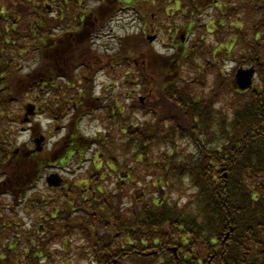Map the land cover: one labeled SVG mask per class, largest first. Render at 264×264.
Instances as JSON below:
<instances>
[{
  "label": "trees",
  "instance_id": "16d2710c",
  "mask_svg": "<svg viewBox=\"0 0 264 264\" xmlns=\"http://www.w3.org/2000/svg\"><path fill=\"white\" fill-rule=\"evenodd\" d=\"M22 2L26 7L32 4ZM9 3L0 0V197L8 199L6 204L0 199V264H44L55 253L49 247L52 241L67 252L66 244L71 242L73 247L71 238L79 230L86 244L77 248L79 259L94 264H264V54L240 60L257 66L262 86L254 84L243 91L227 80L236 99L232 108L220 110L214 100L207 99V104L201 97L189 100L176 85L186 65L198 68L193 63L201 44H192L191 56L180 50L176 57L181 60L169 61L153 54L151 40L142 33L127 36L120 51L105 62L126 68L123 75L132 77L125 82L136 92L125 87V92H115L118 96L100 106L107 111L106 124H120L118 134L126 136L122 147L134 156L124 170L127 166L121 168L112 153L116 134H101L94 140L83 137L76 119L49 150L19 149L16 138L8 142L9 106L31 93L32 78L44 69L41 60L36 69L22 74L20 58L31 44H36L35 54L44 49L51 69L58 58L52 51L56 31L47 32L46 25H14L10 18L16 12ZM255 9L264 11V0H256ZM41 10L46 8L33 9ZM46 33L51 41L43 44ZM221 49L199 67L202 73L215 69L222 75L217 63ZM165 70H173L174 76H164ZM37 87L35 96L40 100L43 89ZM135 94L144 95L145 101L138 96L131 100V113L138 120L150 116L148 124L137 120L135 125L136 119L124 117L126 99ZM177 138L192 147L184 160L177 159ZM161 144L164 150L158 148ZM98 145L93 168L84 171L87 191L75 192V182L65 179L61 186L65 190L55 189L48 198L41 199L37 193L28 196L49 167L71 166L77 158L82 163L89 149ZM103 162L108 167L105 172ZM174 191L179 194L170 199ZM30 205L41 210L42 233L37 225L30 234L26 222L18 218L21 210L29 212Z\"/></svg>",
  "mask_w": 264,
  "mask_h": 264
},
{
  "label": "flooded vegetation",
  "instance_id": "af4514ba",
  "mask_svg": "<svg viewBox=\"0 0 264 264\" xmlns=\"http://www.w3.org/2000/svg\"><path fill=\"white\" fill-rule=\"evenodd\" d=\"M253 1L40 0L38 5H43L46 11L41 10L39 13H35L37 15L36 22H27L23 25H46L47 32L56 31L54 37L57 39V45L52 51L56 52L55 58H58L53 69L45 60L48 54L45 55L44 49L41 51V60H44V69L41 71L42 87H56L57 78H60L59 80L68 79L67 84H71L72 87L77 79L78 84H83L81 91L83 92V101L94 102V97L91 94V79L97 72L109 73L111 71L109 64L105 62L106 57L109 56L108 45H104L103 54H98L94 49L97 40L103 37L102 30L108 26L126 25L128 27V25H132L131 27L136 28L132 29L131 35L128 33L119 39L120 47L128 35L129 37L139 36L142 33L146 38L154 36L155 39L151 44L158 49L159 54L164 56L163 59L179 61L181 59L176 56L180 50L184 55L186 52L187 55H192L194 40L203 45V36L198 37V33L192 30L201 24L200 20L204 16H207L205 23L207 31L213 33L214 30H217V35H219V26L236 25L234 22H228V17L241 10L249 11L253 8ZM162 17H164V22H161ZM14 24L18 25L19 22L14 20ZM45 36L43 44L51 41V38L48 37L49 34L46 33ZM218 43H220L219 40ZM64 44L67 46L65 47ZM219 52H222V49ZM164 76H174L173 70H165ZM140 100L145 101L144 95L141 94ZM67 102L69 101L66 100ZM49 107L48 103H44V109ZM62 107L63 104L60 102V108ZM87 112L86 109L84 113ZM54 118L56 117L54 116ZM144 118L145 120L151 119L150 116ZM76 185L79 186V184ZM81 191H87V188H81Z\"/></svg>",
  "mask_w": 264,
  "mask_h": 264
},
{
  "label": "rangeland",
  "instance_id": "374dc122",
  "mask_svg": "<svg viewBox=\"0 0 264 264\" xmlns=\"http://www.w3.org/2000/svg\"><path fill=\"white\" fill-rule=\"evenodd\" d=\"M11 1L10 0V5H11ZM7 4L8 1H4V4ZM5 4V5H6ZM15 6L16 9L18 10L19 15L24 18V19H30V17H34V14L31 12L33 6H27L22 2V0H15ZM205 15V14H204ZM23 19V20H24ZM245 19V18H243ZM256 20V23H258L259 20L264 19V11H262L261 13H255V14H251L250 16H248V18L245 20V22H249L251 31L250 34L248 36V44L244 43L242 41L241 38H238L237 41V49H236V53H237V58L236 60L245 58V57H251V56H263L264 54V49H263V44L261 42V40H256V42H254V36L252 35V33H254V27L256 25H253V21ZM164 17L161 18V22H164ZM201 32L204 35V51L202 53H199L200 56H202L201 58H198V55L196 57V60L194 61V65H197L198 68L195 66L192 69V64H188L185 67V73L182 76L181 80H179L176 85L177 87H179L181 89V92L186 95L188 97L189 100L195 99L197 97H201V100H203V102L205 104L208 103V101L210 100H214L216 102V104H218V106L215 109H219L222 110L224 108L227 107H231L232 103H234L235 99H236V94L231 92L230 89H228V82L227 80L233 79V77H235V75L233 74L234 71L236 70V67L234 68V70L232 71L231 69L233 68L234 65H236L239 61H232V59L230 58L228 61L227 66L224 68V62L222 63V67L224 69V74L223 75H219L215 69H211V71H208L207 74H204L201 72L200 70V66H203L206 62V64H208V62L206 61V57L209 58L208 54L210 53V49L212 48V46H214L217 42L218 39L220 38L219 35H217L218 31L216 30L213 33H209L204 30V25L207 21V16L204 18H202L201 20ZM22 26V25H21ZM132 25H128V27L126 25H110L108 26L106 29L102 30V35L103 37H100L97 40V43L95 44L96 48L95 51L98 54H103L105 48L104 45H108V49H109V55L111 53H115L116 50H118V43L120 42L119 39L125 35V34H131L133 31L132 29H136L135 27H131ZM140 27V25H139ZM264 32V28L262 29ZM226 33V32H225ZM235 33V32H233ZM236 34V33H235ZM241 34V33H240ZM240 34H236L238 37ZM196 36V35H195ZM35 42V41H34ZM32 42V43H34ZM256 43V47L257 49H255L254 47L251 48V46L253 44ZM31 46V47H30ZM36 44H31L28 47H30L29 51L26 52L23 57V59L20 58L21 60V72L22 74H25L28 70L33 69V68H37L39 63V58L38 56L35 54V52L33 51L35 49ZM146 50H149V48H146ZM199 52V50H198ZM197 52V53H198ZM124 70H126V68L123 67H117L115 69H113V71H111L110 73H104L103 71L98 72L96 79H95V84H96V93L98 94V92L100 91L102 86L108 85L109 84V88H112V91L114 92H109L110 96L108 97L109 102L112 101L113 97L118 96V94L116 93H120V92H125L126 89H124L125 87L128 88V91H135L136 92V88L134 87H130L132 88V90L129 88V84L126 83L125 81L127 80L128 77H132V76H128L126 78V76H120L121 73L124 72ZM130 70H134V68H130ZM261 80V76L260 74L256 77L255 80V84L257 87H261L262 86V81ZM39 81V76L36 78H32V84H34V87L31 89V93L28 95H24L22 96V98L12 104L11 106H9V115H10V119L11 122H7V128L9 131H11V136L8 140V142L12 141L14 138L17 139V146L21 147L22 149H26L27 147H32L34 144V138L40 136V129H42L43 127L47 126L49 124V120L46 119V117L43 114V112L38 109V112L32 116V121L31 123L28 124H24L22 123V118H23V114H24V108L25 105L27 103H35L36 106H39V101L37 100V96H35V94L39 93V88L36 86V84ZM218 81V82H217ZM30 85V86H31ZM29 86V87H30ZM131 86V85H130ZM28 87V88H29ZM28 88L26 90H28ZM138 90V88H137ZM116 92V93H115ZM133 92V93H135ZM114 93V94H113ZM109 95V94H108ZM137 99V95H133L131 98L126 99V105H127V112L124 115L126 121L130 120H135V125L137 123V120L139 117H136L135 114L131 113V107L129 106L131 100ZM207 99H209L207 101ZM201 101V104H204ZM232 108V107H231ZM230 108V109H231ZM96 109V107H95ZM107 111L105 110H98V106H97V112L94 111V113L90 114V115H86L84 116V118L81 120V131L83 134H85L88 137H92V136H99L100 134H108L109 132H112L113 134H116V138H115V143H111L112 146L111 148L112 153L116 154L118 157L120 164V167H124V166H129L130 161L133 159V155H127V151H126V147H122V143L124 144V146H126V136L125 135H121L118 134L119 133V129L118 126H120L119 123L114 124L113 123H108L106 124L103 118V115L106 114ZM130 113V114H128ZM131 117V118H129ZM141 120L140 123L142 122L144 118V116H140ZM13 120H17L18 123L15 125H12V121ZM129 123V122H128ZM130 124V123H129ZM118 125V126H117ZM125 125V124H124ZM14 126V130L15 133L13 132L12 135V128ZM53 128V130L56 131L57 126L54 125L51 127V129ZM1 133V131H0ZM168 133V131L166 132ZM16 135V136H15ZM118 135V136H117ZM3 138H5V136H3ZM57 139V138H56ZM56 139H52L51 143H53V141H55ZM7 142V141H5ZM161 147H158L159 149L164 150V146L163 144H161ZM110 146V145H109ZM175 146L177 148V150L179 151V157L177 158L178 160H184L183 158H185V156L187 154H189L192 150V147L185 141L182 140L181 138H177L176 139V143ZM118 147H122L121 149H117ZM157 147L154 148V153H158L159 149ZM98 149H101L100 146H94L92 147V149L90 150V154H86V161L84 163H78V161H73V166L71 167V170H61L60 173L66 176V180H70L71 181H75V179L79 176H82L84 174V171L88 168H93V160L96 159L94 158V153L98 152ZM168 149V148H165ZM102 163V161H99V164ZM127 166V168H123L124 170H127L129 167ZM103 172H105V169L107 168L106 163L103 162ZM48 169L46 172H53L54 170ZM44 174V176H45ZM44 181V180H43ZM143 184V183H141ZM139 184V187H141L142 185ZM146 185V183L144 184ZM106 189L109 190L110 188V183H106L105 184ZM39 188L42 190V192H40V198H48L51 194L52 191H50L44 182H42L39 185ZM38 194V193H37ZM177 194H179L177 191H174L173 193H171L170 195V199L174 198ZM39 195V194H38ZM35 196V194H34ZM0 199H3V202L6 204L8 202V199L5 197H0ZM52 208V207H51ZM41 211V210H39ZM36 211L34 209L31 208V206L29 207V212L27 210H21L19 217L18 218H22L23 221H25L27 223V229L31 230V233L35 232V225H34V221L36 220V223L40 222L38 217L40 215V212ZM42 215L47 216V213L45 211L42 212ZM29 234V235H30ZM28 236V235H27ZM72 243L75 242L76 238L72 237L71 238ZM74 244V243H73ZM81 247L82 249L86 248L85 244L82 243V241H80V243L75 244L74 247H71V242L66 244V250L67 252H62L61 249L59 248V242H57L56 240L52 241L49 245L50 249H52L55 254L51 255L49 257V259L47 261H43L44 264H73L75 263V261L77 262V264H92L91 261L90 262H86V261H82L79 260L78 258H82L81 255V250L78 251L76 247ZM163 262L160 261V263L158 264H163ZM149 264H153V262H150Z\"/></svg>",
  "mask_w": 264,
  "mask_h": 264
},
{
  "label": "water",
  "instance_id": "95a60500",
  "mask_svg": "<svg viewBox=\"0 0 264 264\" xmlns=\"http://www.w3.org/2000/svg\"><path fill=\"white\" fill-rule=\"evenodd\" d=\"M254 73V69H249V70H244V69H239L237 72V79L239 82V85L242 89L248 88L251 85V77ZM34 106H31L29 108L28 112H31L33 110ZM41 140H38L37 143L39 144ZM48 183L50 185H58L61 182V178L58 174H52L48 177Z\"/></svg>",
  "mask_w": 264,
  "mask_h": 264
}]
</instances>
